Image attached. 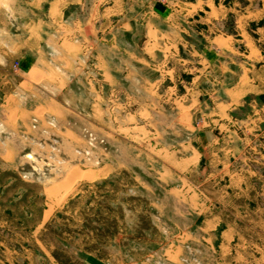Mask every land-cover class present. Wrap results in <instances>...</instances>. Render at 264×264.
Wrapping results in <instances>:
<instances>
[{"label":"crops","instance_id":"obj_1","mask_svg":"<svg viewBox=\"0 0 264 264\" xmlns=\"http://www.w3.org/2000/svg\"><path fill=\"white\" fill-rule=\"evenodd\" d=\"M228 1L223 5L220 0H24L28 13L25 11L18 20L8 7L10 25L0 27L2 64L9 62L17 79L14 75V88L8 91L4 104L12 106L16 118L11 117V108L6 119L0 114V131L8 134L6 139L18 135L30 148L52 146L48 139L53 136L66 154L90 162L98 160L99 165L92 169L91 181H95L107 179L117 166L126 167L128 161L121 155L116 160L109 153L101 160L93 153L85 156L83 132L89 130L107 138L101 133L118 126L153 134L159 131L155 118L160 115L171 117V129L175 120L176 125L190 129L189 102L191 95L197 101L198 92L193 89L190 95L188 85L180 89L178 78L183 72H193L192 79L201 83L197 79L201 64L213 63L220 83L226 84V98L217 103L218 111H239L244 104L248 115L255 99L261 108L264 0ZM203 10L210 13L214 29L195 28L200 40L189 42V25L198 16H205ZM22 116L27 119H19ZM183 146L190 150L183 157L168 150L177 170L155 175L159 185V180L167 181V177L175 179L176 175L179 180V184L169 185L165 194L168 201L181 203L172 207L181 219L174 218L173 209L160 198L154 199L149 209L135 206V212L149 213L150 228L158 236L145 247L138 245L142 242L139 237L127 232L110 237V245L121 240L136 244L134 254L120 251V263H114L264 264V221L257 223L251 213L249 218V211L231 220L220 216L215 208L221 205L215 197L221 193L213 195L192 183L186 174L195 172L197 182H206L208 161L202 157L200 146L188 140ZM134 164L138 165V160ZM21 173L25 180L41 184L52 179L47 174ZM134 178L154 195L155 186L141 174ZM55 186L51 194L58 193L59 186ZM129 192L136 194V189ZM236 193V189L228 190L230 196ZM225 206L231 210L251 207L254 212L256 205L245 202ZM123 211L127 214L132 209L124 206ZM195 215L199 220L192 223ZM119 222H125V229L138 226V221ZM112 260L114 255L102 262L112 264Z\"/></svg>","mask_w":264,"mask_h":264},{"label":"rangeland","instance_id":"obj_2","mask_svg":"<svg viewBox=\"0 0 264 264\" xmlns=\"http://www.w3.org/2000/svg\"><path fill=\"white\" fill-rule=\"evenodd\" d=\"M220 1L223 5L229 2ZM8 7L11 12L14 11L17 20L24 16L25 11L28 13L24 0H0V27L3 29L10 25ZM202 13L205 16H198L189 25L191 34L186 37L189 42L200 40L198 38L201 36L196 34L195 28L206 26L208 29L210 26V29H214L210 13L205 10ZM204 17L206 22H203ZM230 20L227 19V24ZM3 54L0 44V114L6 119L7 110L12 106L9 108L4 103L8 91L14 88L12 80L14 75L17 79V75L11 70L9 62L2 64ZM197 73L201 83L192 79L193 72H183L178 78L180 89L188 85L190 95L193 89L198 92L197 101H193L191 95L189 102L193 124L190 129L176 125V120L171 129V117L167 119L160 115L155 118L159 131L153 134L144 129L125 130L115 126L101 133L105 138L92 131L105 140V145L92 147L87 143L82 149L84 155L89 150V154L93 153L99 160L109 153L107 155L114 156L116 160L121 155L128 161L126 167L116 165L107 179L91 181L92 169L99 165L98 160L92 163L85 161V158L66 154L53 136L48 139L52 146L46 149L39 146L30 148L18 135L6 139L8 134L0 131V264H103L102 260L110 255H114L111 263H117L120 251L135 253L136 244L131 241L107 243L110 237L119 235L121 231L139 237L142 242L138 245L145 247L150 240L157 238L158 233L150 228L149 213H137L134 207L149 209L152 201L160 198L170 205L173 209L171 213L175 214L172 207L181 203L168 201L165 193L169 185L179 184V180L175 175V179L167 177V181L159 180V185L155 175L161 171L170 173L177 170L168 150L177 157L188 155L190 150L183 146L186 140L200 146L202 157L209 163L206 182H197L195 172L186 174H190L192 183L213 192V195L216 191L221 193L215 197L221 205L215 208L217 213L231 220L249 211V218L252 217L251 213L257 223L264 221V106L258 108L256 104L259 99H255L251 101L253 110L248 115L245 114L249 111L248 106L244 104L239 111L234 108L218 111L217 103L226 98V84L220 83L211 62L201 64V70ZM11 109V117L16 118ZM19 119L25 121L27 116ZM87 131L83 132L86 142ZM106 145L108 149H104ZM137 160L139 164L135 165ZM21 172L47 174L52 179L44 184L36 183L22 178ZM174 172L179 174L181 171ZM135 174H141L149 184L155 186L156 195H152L150 189L141 188L134 178ZM57 184L58 193L51 194L50 189ZM129 189H136V194L129 192ZM229 189H236L238 193L230 196ZM245 202L255 203L254 212L251 207V210L248 207L231 210L225 206ZM124 206L132 211L126 214ZM180 215L175 214L174 218L181 219ZM120 220L138 221V226L125 229V222L122 224ZM198 220L195 215L192 223ZM90 254L93 258H89ZM121 264L130 263L125 261Z\"/></svg>","mask_w":264,"mask_h":264},{"label":"built area","instance_id":"obj_3","mask_svg":"<svg viewBox=\"0 0 264 264\" xmlns=\"http://www.w3.org/2000/svg\"><path fill=\"white\" fill-rule=\"evenodd\" d=\"M163 1V0H162ZM87 131V130H86ZM87 137H88V145L95 147V146H103L105 145V140L103 138L98 137L95 133H93L92 131H87ZM89 155V150H88V154Z\"/></svg>","mask_w":264,"mask_h":264},{"label":"bare ground","instance_id":"obj_4","mask_svg":"<svg viewBox=\"0 0 264 264\" xmlns=\"http://www.w3.org/2000/svg\"><path fill=\"white\" fill-rule=\"evenodd\" d=\"M73 174V173H72ZM90 175V174H89ZM68 182V181H67ZM58 185V184H57ZM56 187V186H55ZM56 192V191H55Z\"/></svg>","mask_w":264,"mask_h":264}]
</instances>
